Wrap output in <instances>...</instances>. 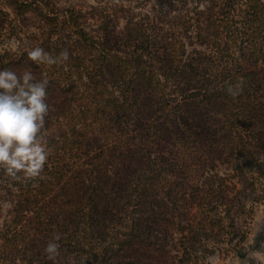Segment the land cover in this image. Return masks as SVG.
Returning <instances> with one entry per match:
<instances>
[{"label":"trees","instance_id":"1","mask_svg":"<svg viewBox=\"0 0 264 264\" xmlns=\"http://www.w3.org/2000/svg\"><path fill=\"white\" fill-rule=\"evenodd\" d=\"M9 1L46 26L22 37L0 12V70L49 81L51 152L36 180L0 173V264H206L243 246L238 221L264 202V0ZM35 47L69 60L36 64Z\"/></svg>","mask_w":264,"mask_h":264},{"label":"clouds","instance_id":"2","mask_svg":"<svg viewBox=\"0 0 264 264\" xmlns=\"http://www.w3.org/2000/svg\"><path fill=\"white\" fill-rule=\"evenodd\" d=\"M27 57L36 64L58 66L69 60V52L65 48L53 55L35 47L27 52ZM235 87L242 91V83ZM48 88V79H38L29 68L21 72L11 68L0 70V173L11 181L36 180L48 163ZM228 92L238 94L232 87ZM45 252L50 260H55L59 245L50 242Z\"/></svg>","mask_w":264,"mask_h":264},{"label":"rangeland","instance_id":"3","mask_svg":"<svg viewBox=\"0 0 264 264\" xmlns=\"http://www.w3.org/2000/svg\"><path fill=\"white\" fill-rule=\"evenodd\" d=\"M31 1V0H29ZM51 5L57 11H63L66 9H77L83 11L86 15L93 11V7L97 5H102L105 3L101 0H49ZM121 3H131V5H137V0H120ZM140 8V7H139ZM137 8V9H139ZM143 9V8H141ZM148 7H144L143 10H148ZM6 13L10 19L16 22L17 25L23 29L21 30V36L35 34L39 35L43 29H46L45 24L42 21V16L40 11H29L24 16L19 17L13 10V4L9 0H0V12ZM47 11V8L43 10ZM2 16L0 15V19ZM17 39L12 38L9 42L8 48L15 50L17 47ZM220 174L226 173L225 166H220L218 168ZM7 219V214L4 212L0 213V228L2 227L4 221ZM248 220L250 225V233L247 241L243 246L239 247L237 251H232L230 254L225 252L216 251L213 253L206 264H264V202L259 203L253 211L252 221L249 218H242L238 221L239 225L243 224V220ZM246 220V221H247ZM232 244H223L221 247H226L229 249Z\"/></svg>","mask_w":264,"mask_h":264}]
</instances>
